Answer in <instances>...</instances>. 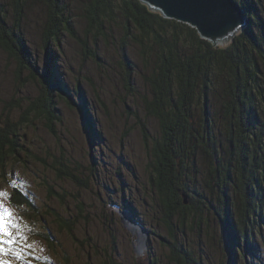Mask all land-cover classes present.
I'll return each mask as SVG.
<instances>
[{"label": "rangeland", "instance_id": "rangeland-1", "mask_svg": "<svg viewBox=\"0 0 264 264\" xmlns=\"http://www.w3.org/2000/svg\"><path fill=\"white\" fill-rule=\"evenodd\" d=\"M82 1L60 0L68 5L74 34L62 22L57 40L48 35L44 2H26L15 22L12 0H0L2 34L14 44L23 37L27 44L20 63L0 47V125L9 121L16 141L0 162V192L7 193L0 203L23 236L18 244L23 258L4 259L9 264H264V0H234L245 23L220 41L139 0L194 29L211 44L206 50L215 59L235 43L250 48L251 55L235 57L248 71L232 78L233 88L219 78L227 98V90L234 95L232 105L240 99L232 119L228 99L216 98L210 89L205 106L194 94L193 106L188 103L179 116L171 111L162 119L153 112L157 105L151 107L147 77L154 55L143 60L132 42L124 51V32L115 23L106 41L88 34ZM53 20L51 31L59 30ZM42 81L63 83V92L47 95ZM38 104L48 116L37 112ZM71 169L74 179L66 175ZM161 178L169 180L175 195L160 189ZM13 189L33 206L15 204ZM137 237L145 238L138 251Z\"/></svg>", "mask_w": 264, "mask_h": 264}, {"label": "trees", "instance_id": "trees-1", "mask_svg": "<svg viewBox=\"0 0 264 264\" xmlns=\"http://www.w3.org/2000/svg\"><path fill=\"white\" fill-rule=\"evenodd\" d=\"M28 1L30 0H12V3H14V6L16 7L17 19L15 22L21 21L22 7L26 2L28 3ZM38 1L44 2L43 4L48 9L50 21V28L48 30L52 32V35L48 33L49 37L59 40L58 35H60L59 32L62 31V22L66 24L64 28L68 30V33L74 34L69 25L71 19H69L68 16V5L61 3L60 0ZM82 11L85 13V19L88 24L86 28L88 34H94L95 38L100 37L106 41L110 39L109 30L113 28L110 24L115 23L120 25L124 32L121 45L124 51H126L125 47L127 46L125 44H127V42H132L137 48L140 47L139 54L143 57V60L147 61L151 55H154L153 67L147 80L150 83L153 92L152 99L154 102L150 103L151 107L153 108V104L157 105L153 108V112L160 114L162 119H166L168 117V112L171 111L174 113V116L178 115L180 112H186L188 109V103L190 106H193L189 101L194 94H196L195 96H197L198 100H200L204 106L207 105L204 100L210 95V90L213 91L212 93L214 96L216 95V98L220 96L222 99H228L230 104L229 108L234 110L231 119L235 118V110L240 99L236 101L235 105H232V97L234 95L230 94V90H227L225 92L228 93L227 98V94H224L222 89L220 90L221 85L219 84L221 82L219 81V78H222V82L228 80L232 87V78L238 77L242 72V69L245 72L246 70L248 71V66L242 64V59L239 60L240 64L238 63V60L235 59L236 56H239L240 52L251 55L252 52L247 45L243 47L241 45L239 46L238 43H235L230 50L225 48L220 49L223 51V56L215 59L212 51L208 52L206 50L207 42L204 43L203 39L199 37L194 29L178 21L167 19L159 13L152 12L147 6L139 3V0H86L82 1ZM4 13V6L0 2V27L5 29L4 24L6 21L4 17H2ZM53 17L56 18L59 23V30L54 28L53 31H51L54 26ZM12 30L15 29L13 28ZM6 31L8 32L7 29ZM8 33L10 35L14 34L10 32ZM22 43L23 45L19 47L18 45ZM0 47H2L10 57H13L17 63H20L23 61V52H25L27 44L23 37H21V43L16 42L14 44L12 42V37L8 38L7 33H4L3 35L0 28ZM207 47L210 49L212 46L210 44ZM186 49L188 50L187 52ZM182 50H185V52H182ZM228 51L230 53H228ZM25 53L27 54V52ZM122 54L123 58L126 59L123 51L121 55ZM128 63L130 62L128 61ZM256 63L259 65L258 59H256ZM149 65H151V62ZM130 67H132V65ZM222 76L226 77L223 78ZM229 79H231V81ZM127 81L129 83L128 86L131 87L130 76L128 73ZM239 82L241 81L239 80ZM42 83L46 88L45 93L47 95L48 93L52 94L54 91L63 92L61 86L63 83L58 84V81L56 84H52V82L47 83V81H42ZM222 95H225L226 97H223ZM70 101L73 104V101ZM85 104L87 105V102H85ZM86 105H84V109L86 108ZM35 108L39 114L48 116L47 111L43 109L45 107H41V104L35 105ZM154 109L156 110L154 111ZM204 114L203 111L202 115ZM206 117L209 119L208 116ZM239 120L241 124L243 119H240V115ZM7 123L10 122L7 121L5 125H0V162L3 159V153L7 154L9 151L16 148L15 135H12L11 139V129L7 126ZM177 123L179 124V122ZM183 133L184 132L182 131V134ZM186 137L188 138V136ZM183 140H185V138H183ZM231 142V144H233L234 140L231 139ZM7 146L8 148L5 151ZM243 149L244 147L241 148V150ZM72 171L73 170L71 169L68 171L69 173L66 172V175L69 177L72 176L73 178L71 177V179H74L75 174ZM158 186L166 194L168 191V194L172 192V194L175 195V189H173V186H170L169 180H163L161 178V180L158 181ZM251 191L256 192V188L251 187ZM181 192L183 193L184 191ZM180 195L182 196V194ZM13 196H15L19 202H16ZM238 197H240V195H238ZM28 198L29 197L26 195L18 193L16 189H13L12 200L15 204H18L19 206H33ZM182 198L181 204L184 206ZM237 212L241 226L246 227V216L243 209L239 208ZM228 214L229 217L232 218L230 212H228ZM247 217L249 216L247 215Z\"/></svg>", "mask_w": 264, "mask_h": 264}, {"label": "water", "instance_id": "water-1", "mask_svg": "<svg viewBox=\"0 0 264 264\" xmlns=\"http://www.w3.org/2000/svg\"><path fill=\"white\" fill-rule=\"evenodd\" d=\"M143 1L153 6L154 9L160 10L165 16L192 23L203 36L211 41L226 40L232 37L237 28L245 23L243 12L234 0ZM125 224L128 225V223ZM143 232L147 234L144 229ZM143 240L145 238H140L137 242L141 243Z\"/></svg>", "mask_w": 264, "mask_h": 264}, {"label": "snow or ice", "instance_id": "snow-or-ice-1", "mask_svg": "<svg viewBox=\"0 0 264 264\" xmlns=\"http://www.w3.org/2000/svg\"><path fill=\"white\" fill-rule=\"evenodd\" d=\"M7 193L0 192V197H6ZM23 240L20 234L19 225L15 223L11 211L0 203V264H9L5 256L11 254L17 259H22V249L18 247L19 242Z\"/></svg>", "mask_w": 264, "mask_h": 264}, {"label": "bare ground", "instance_id": "bare-ground-1", "mask_svg": "<svg viewBox=\"0 0 264 264\" xmlns=\"http://www.w3.org/2000/svg\"><path fill=\"white\" fill-rule=\"evenodd\" d=\"M149 131V130H148ZM150 132V131H149ZM195 169V168H194ZM152 175V174H151ZM154 175V174H153ZM198 188H199V186H198ZM128 203H130V204H132V206H131V208H132V210H133V207H134V204L132 203V201H130V200H128L127 201ZM134 211V210H133ZM135 213L137 214V211H135ZM143 214V213H142ZM139 219V218H138ZM185 219V218H184ZM159 220H160V218H159ZM143 225V224H142ZM138 234V233H137ZM145 235H147V234H145ZM252 236V235H251ZM149 237V236H148ZM148 237H147V239H148ZM138 238V237H137ZM138 239H140V238H138ZM250 240V239H249ZM253 240V239H252ZM253 242V241H252ZM144 244V242H135V248H136V250L138 251L139 249H140V247L142 246ZM143 247V246H142ZM251 247V246H250ZM249 247V248H250ZM139 256V255H138Z\"/></svg>", "mask_w": 264, "mask_h": 264}]
</instances>
